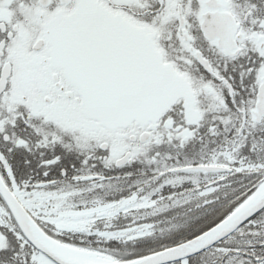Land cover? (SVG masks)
<instances>
[{
  "label": "snow or ice",
  "instance_id": "snow-or-ice-1",
  "mask_svg": "<svg viewBox=\"0 0 264 264\" xmlns=\"http://www.w3.org/2000/svg\"><path fill=\"white\" fill-rule=\"evenodd\" d=\"M0 264H264V0H0Z\"/></svg>",
  "mask_w": 264,
  "mask_h": 264
}]
</instances>
